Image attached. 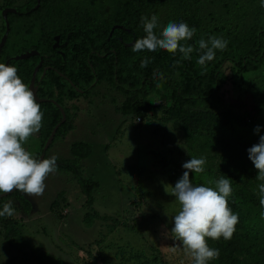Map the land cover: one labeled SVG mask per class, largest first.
Masks as SVG:
<instances>
[{
    "label": "trees",
    "instance_id": "16d2710c",
    "mask_svg": "<svg viewBox=\"0 0 264 264\" xmlns=\"http://www.w3.org/2000/svg\"><path fill=\"white\" fill-rule=\"evenodd\" d=\"M244 3L235 0L231 6L223 4L234 19L232 23L210 13L208 21L214 22L211 26L205 23L201 0H39L35 10V0H2L0 3V39L5 32L2 10H16V14L7 15L9 33L0 52V63L9 60L8 66L17 68V75L27 86L40 60L43 61L42 68H53L46 71L37 90L39 99L53 100L66 116L52 144L72 131L76 115L71 117L70 112L78 110L75 102L104 83L123 96L120 118L135 117L140 122L149 114L151 117L161 114L164 118H174L199 152L213 147L222 151V160L215 171L206 170L205 165L206 171L200 176L192 173L194 186L215 188L214 179L230 178L233 194L228 198V204L239 217L232 239L221 238L210 246L219 249L220 256L209 264H264V218L261 215L264 208L258 195V185L262 182L256 179L258 170L247 151L259 142L260 136H264V126L257 122L260 119L253 113L235 114L225 100L230 79L255 73L264 64V7L260 6V0H250L246 7ZM153 14L159 18L157 34L169 22H185L190 28H196L195 35L187 42L194 48H198L197 41L209 36L223 37L228 45L224 51H216L204 74L197 64L198 51L191 54L190 60H182L179 54L173 56L165 50L133 52L135 41L146 35L141 17L151 18ZM57 36L62 46L60 52L52 48ZM32 50L37 52L36 56L10 60ZM145 57L151 62L142 68L141 60ZM177 60H180L179 64ZM152 95H158L162 104L151 107L147 99ZM39 105L43 113L42 127L31 138L36 140V146L39 144L34 153L36 159L42 154L52 130L61 122V113L55 105L50 102ZM257 126H260L258 133L255 131ZM30 137L27 142L31 141ZM27 142L22 145L26 150ZM91 154L90 145L74 142L71 158L56 161V171L74 175L88 207L94 204L92 192L99 187L85 180L79 163ZM10 199L21 206L25 215L30 213V203L19 191L0 199V207ZM2 227L8 232L11 224L3 223ZM39 257L41 255H30L34 261H39ZM44 258L57 261L50 256Z\"/></svg>",
    "mask_w": 264,
    "mask_h": 264
},
{
    "label": "rangeland",
    "instance_id": "374dc122",
    "mask_svg": "<svg viewBox=\"0 0 264 264\" xmlns=\"http://www.w3.org/2000/svg\"><path fill=\"white\" fill-rule=\"evenodd\" d=\"M234 1L201 0L206 25L214 24L208 21L210 13L232 23L223 4L231 6ZM243 1L249 6L250 0ZM225 91L235 114L253 113L264 126V64L255 73L230 79ZM123 100L104 83L78 99V110L70 112L71 117L76 115L72 131L57 138L46 156L70 159L72 143L90 145L92 154L79 164L85 180L99 187L92 192L94 204L87 206L70 173L49 174L41 196L19 191L31 210L25 215L14 199L5 202H12L15 214L0 217V264H192L179 241L172 238L180 205L169 193L183 176L185 162L205 158L206 170L215 171L222 151L213 147L199 152L174 118L161 114H149L141 122L135 117L120 118ZM147 100L151 107L162 104L158 95ZM32 140L26 151L35 158L39 144ZM3 223L11 224L8 232ZM217 242L208 239L209 246ZM30 255H41V259L34 261Z\"/></svg>",
    "mask_w": 264,
    "mask_h": 264
},
{
    "label": "clouds",
    "instance_id": "9594fccd",
    "mask_svg": "<svg viewBox=\"0 0 264 264\" xmlns=\"http://www.w3.org/2000/svg\"><path fill=\"white\" fill-rule=\"evenodd\" d=\"M264 7V0H260ZM141 24L146 35L135 41L133 52H156L165 50L182 60H190L192 53L198 51L197 64L202 73L207 72V64L213 61L216 51H224L228 41L222 37L209 36L207 40L197 41L198 48L188 44L196 33L195 27H189L185 22H169L157 34L159 18L153 14L151 18L141 17ZM151 60L147 57L141 60V67H147ZM177 64L180 60L176 61ZM17 68L0 63V193L9 194L14 190L23 192L29 197L43 195L45 179L57 169V157L38 160L22 146L28 138L38 133L42 127L43 113L36 102L33 92L17 75ZM255 131H260L257 126ZM249 159L258 170L256 179L260 205L264 208V136L248 150ZM205 158H191L182 167L183 176L172 187L169 194L175 197L180 210L174 215L172 238L179 241L192 264H209L220 256L219 249L212 248L208 239L231 240L238 214H234L228 204V198L233 194L230 178L221 177L215 182V188L199 185L194 186L190 172L201 174L205 172ZM15 208L11 201L3 205L0 217H12ZM264 218V213L261 214Z\"/></svg>",
    "mask_w": 264,
    "mask_h": 264
},
{
    "label": "water",
    "instance_id": "95a60500",
    "mask_svg": "<svg viewBox=\"0 0 264 264\" xmlns=\"http://www.w3.org/2000/svg\"><path fill=\"white\" fill-rule=\"evenodd\" d=\"M36 1V6L33 10L37 9L39 7V0H35ZM31 10V11H33ZM8 14H16V10L14 8H5L4 10H2L1 12V16H2V19L4 20L5 22V32L2 36V38L0 39V52L7 40V37H8V33H9V23L7 21V15ZM55 41V44L53 45V49H55L56 47H58V41H59V37H56L54 39ZM37 55V52L35 51H30V52H27V53H24V54H21V55H18L16 57H13L11 58L10 60L12 61H19V60H26V59H29L33 56ZM9 64V60L6 61L5 65L8 66ZM40 66V64L38 65ZM36 67L32 73V77H31V80H30V83H29V86L28 88L33 92L34 94V97L36 99V102L37 103H46V102H50L52 103V101L50 100H41L37 97V87L34 86V82H35V77H36V73H37V70L39 67ZM55 104V106L58 108V110L60 111L61 113V122L59 124H57V126H55V128L53 129V131L51 132L49 138L47 139L43 149H42V154L39 156L38 160H43L44 157H45V152L48 150V148L50 147V145L52 144L53 140H54V137L56 135V132H57V129L65 123L66 121V116H65V113L63 111V109L57 105L55 102L53 103ZM16 192V190H14L13 192L9 193V194H0V199H3V198H6L7 196L11 195L12 193Z\"/></svg>",
    "mask_w": 264,
    "mask_h": 264
},
{
    "label": "flooded vegetation",
    "instance_id": "af4514ba",
    "mask_svg": "<svg viewBox=\"0 0 264 264\" xmlns=\"http://www.w3.org/2000/svg\"><path fill=\"white\" fill-rule=\"evenodd\" d=\"M58 37V36H57ZM56 38V37H55ZM54 38V39H55ZM54 44H55V41H54ZM53 44V45H54ZM52 48H53V46H52ZM62 48V46L60 45V40L58 41V47H56L54 50H57L58 52H60L59 50ZM33 51V50H32ZM36 52V51H35ZM36 56V55H35ZM40 64V66H38ZM42 65H43V61L42 60H40L39 62H38V64H36V66L34 67V69L38 66L39 68H38V70H37V73H36V77H35V82H34V86L35 87H37V90H38V84H39V82L43 79V77L45 76V73H46V71L48 70H52L53 68L52 67H49V66H46V67H43L42 68ZM42 68V72H41V74H40V76H38V72H39V70ZM34 69H33V71H34ZM33 73V72H32ZM61 77H64L61 73H58ZM37 77H39V80H38V82H37ZM65 79H67V78H65ZM36 82H37V84H36ZM30 83V82H29ZM29 86V85H28ZM42 100V99H41Z\"/></svg>",
    "mask_w": 264,
    "mask_h": 264
}]
</instances>
